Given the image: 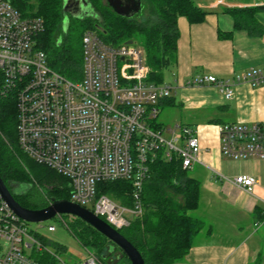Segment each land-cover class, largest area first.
<instances>
[{
    "label": "built area",
    "instance_id": "1",
    "mask_svg": "<svg viewBox=\"0 0 264 264\" xmlns=\"http://www.w3.org/2000/svg\"><path fill=\"white\" fill-rule=\"evenodd\" d=\"M43 29L42 17L23 16L11 0H0L2 91L15 97L18 146L35 162L67 178L70 200L120 230L143 214V183L158 156L177 157L184 169L200 161L198 132L179 123L166 128L150 124L158 101L170 95L171 86L148 80L150 68L134 42L111 45L94 30H85L81 77L72 80L50 67L46 53L36 46ZM240 81L258 86L264 73L249 68L231 78L197 74L189 83L212 85L231 99ZM217 130L223 155L264 158V122L222 123ZM120 179L131 182L132 205L97 194V182ZM227 181L249 194L257 184L246 174ZM259 199L263 221L264 198ZM0 237L6 241L0 264H68L49 252L1 197ZM75 264L104 263L90 254Z\"/></svg>",
    "mask_w": 264,
    "mask_h": 264
},
{
    "label": "trees",
    "instance_id": "2",
    "mask_svg": "<svg viewBox=\"0 0 264 264\" xmlns=\"http://www.w3.org/2000/svg\"><path fill=\"white\" fill-rule=\"evenodd\" d=\"M94 15H68L66 31L63 21V0H11L23 16H40L44 29L36 36V46L46 53L48 64L67 78L80 79L82 69L81 36L85 30H94L111 45H118L135 33L143 35L141 49L150 68L148 80L162 83L163 71L176 58L179 29L177 18L184 16L189 23L202 22L206 10L193 0H142V10L128 18L115 13L101 0H87ZM264 5L227 7L233 18L234 29H245L251 35H260L264 27L255 13ZM80 26L78 34L71 35L72 24ZM230 37L231 32H220ZM135 43V42H134ZM16 101L14 94L2 91L0 73V176L13 192L15 199L28 208H40L52 199H69L67 178L49 167L39 164L23 153L17 143ZM46 182L50 187L42 202L33 201L30 190L17 191L15 185L29 183L30 178ZM15 184V185H14ZM97 194H106L126 205H132V185L128 180L99 181ZM199 182L187 174L177 157L170 160L158 156L150 164L149 177L141 192L143 214L133 218L129 226L120 229L140 252L145 264H171L181 260L191 247L200 225L190 212L198 205ZM74 233L83 244L97 248V256L104 264H130L122 250L78 217L73 219ZM45 259L47 256L42 255Z\"/></svg>",
    "mask_w": 264,
    "mask_h": 264
},
{
    "label": "crops",
    "instance_id": "3",
    "mask_svg": "<svg viewBox=\"0 0 264 264\" xmlns=\"http://www.w3.org/2000/svg\"><path fill=\"white\" fill-rule=\"evenodd\" d=\"M193 1L207 13L197 23H189L184 16L177 18L173 83H165L163 72L162 83L170 85L171 91L157 103V108L167 107L170 117L165 116L169 119L164 124L155 123L162 128L173 123L190 126L197 130L201 145L200 161L187 169L199 182L198 205L190 215L200 229L186 255L171 264H264L263 203L259 199L264 198V158L223 155L217 130L222 123L264 122V82L258 86L238 82L231 99L212 85L189 83L197 74L231 78L249 68L264 73V32L251 35L245 29H234L233 18L224 11L264 5V0ZM255 18L264 27V13L256 12ZM219 31L231 32V36L221 37ZM240 174L257 179L253 194L227 181Z\"/></svg>",
    "mask_w": 264,
    "mask_h": 264
},
{
    "label": "water",
    "instance_id": "4",
    "mask_svg": "<svg viewBox=\"0 0 264 264\" xmlns=\"http://www.w3.org/2000/svg\"><path fill=\"white\" fill-rule=\"evenodd\" d=\"M111 9L124 17L131 18L142 10V0H106ZM76 5L77 9L72 10V5ZM63 11L66 16L63 21L65 27L67 16L70 14L74 17H82L85 15H94V11L90 7L87 0H63ZM134 41L129 39L125 43L131 44ZM0 197L8 205V207L21 219L26 222H41L58 214H70L78 217L87 224L94 227L102 235L116 244L122 252L127 256L130 264H145L144 259L138 249L126 238L119 230L112 227L102 218L98 217L88 208L70 200V199H52L46 206L40 208H28L21 205L14 197L13 192L0 176Z\"/></svg>",
    "mask_w": 264,
    "mask_h": 264
},
{
    "label": "rangeland",
    "instance_id": "5",
    "mask_svg": "<svg viewBox=\"0 0 264 264\" xmlns=\"http://www.w3.org/2000/svg\"><path fill=\"white\" fill-rule=\"evenodd\" d=\"M103 4H107L106 0H101ZM257 13H264L263 10L257 11ZM70 17L67 16V23ZM67 23L64 27V31H66ZM80 26L76 24H72L69 33L71 35L78 34L80 30ZM134 42L137 46L142 45L143 43V35L141 33H135L133 35ZM81 43V42H80ZM121 62H119V65ZM170 65L167 69H164V81L165 83H173V76L171 74ZM159 112L157 117L150 121V124L153 126L154 123H162L164 124L166 121L165 116L170 117L167 107L158 106ZM167 124V126H173ZM15 185V184H14ZM15 189L19 192H23L26 190H30L32 194L33 201L42 202L44 198H46V192L49 189V185L40 180H35L33 177L30 178L29 183H19L15 185ZM87 207H90V204H87ZM75 216L70 214H58L53 218L41 221V222H26L28 229L35 230L37 234V238L39 242L51 253L60 256L63 258L68 264H75L79 261H82L89 257L90 254L97 255V248L92 244H83L80 240L77 239L74 233L73 227V219ZM53 225L55 226V230L48 231L47 226ZM6 246V241L0 237V254L4 251Z\"/></svg>",
    "mask_w": 264,
    "mask_h": 264
},
{
    "label": "flooded vegetation",
    "instance_id": "6",
    "mask_svg": "<svg viewBox=\"0 0 264 264\" xmlns=\"http://www.w3.org/2000/svg\"><path fill=\"white\" fill-rule=\"evenodd\" d=\"M72 6H73V7H71L72 10L77 9L75 4L72 5ZM138 14H139V13H138ZM138 14H136V15H138ZM68 15H70V14H68ZM83 15H85V14L83 13ZM136 15H134V16H136ZM134 16H133V17H134Z\"/></svg>",
    "mask_w": 264,
    "mask_h": 264
}]
</instances>
